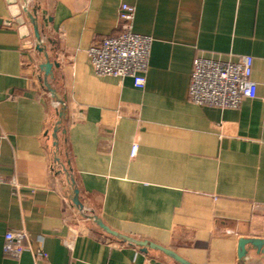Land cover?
Wrapping results in <instances>:
<instances>
[{"label":"crops","instance_id":"obj_1","mask_svg":"<svg viewBox=\"0 0 264 264\" xmlns=\"http://www.w3.org/2000/svg\"><path fill=\"white\" fill-rule=\"evenodd\" d=\"M15 1L27 37L0 0V264H181L95 218L189 264H264L250 246L238 256L264 240V0ZM124 4L152 38L142 89L88 55L121 33ZM242 56L254 99L191 101L197 58ZM9 231L29 235L20 259L3 252Z\"/></svg>","mask_w":264,"mask_h":264},{"label":"built area","instance_id":"obj_2","mask_svg":"<svg viewBox=\"0 0 264 264\" xmlns=\"http://www.w3.org/2000/svg\"><path fill=\"white\" fill-rule=\"evenodd\" d=\"M136 9L124 4L120 11L122 31L117 37L107 38L88 50L95 72L99 76L131 77L137 88L146 85V71L152 45L150 36L133 32ZM253 57L242 56L237 62L197 58L194 61L190 99L199 105L238 108L245 99L257 96V85L251 80ZM137 147L132 149V157ZM29 235L25 231H9L5 235L3 252L12 259H20L28 249ZM43 260L46 254L36 252Z\"/></svg>","mask_w":264,"mask_h":264},{"label":"water","instance_id":"obj_3","mask_svg":"<svg viewBox=\"0 0 264 264\" xmlns=\"http://www.w3.org/2000/svg\"><path fill=\"white\" fill-rule=\"evenodd\" d=\"M8 2L12 5L11 10H12L13 16L16 17V21L19 23V25H21V31H22L23 37H27L28 31H27L26 26H25V19L21 15L20 7L16 4L15 0H8ZM24 11L27 12L26 9H24ZM27 14H28V12H27ZM28 16L30 17V19L33 20V15L28 14ZM52 67H53V65H52V63H50L49 60L44 65H42V69L46 72L47 75H49L51 73ZM47 87L49 88L50 92L54 96H57L56 92L49 85H47ZM62 115H63V113L61 114V117H62ZM75 193L77 195L75 198L76 204H78L80 206V203L78 201V191L76 190ZM95 220L97 221L99 226L105 232H107L108 234H110L114 237H117L118 239H120L124 242L130 243L133 245H137V246L144 248V249L151 248V249L159 250V251L163 252L164 254L172 257L173 259H175L176 261H178L181 264H189L172 250H169V249L162 247L160 245L151 243L149 241H141V240L134 239L132 237L121 235L115 231H112L108 227H106L99 219L95 218ZM247 246H250L251 249L256 250L259 254H264V240L241 239L239 241V247H238V256L241 260L245 261V259L247 258V255H248V247Z\"/></svg>","mask_w":264,"mask_h":264}]
</instances>
